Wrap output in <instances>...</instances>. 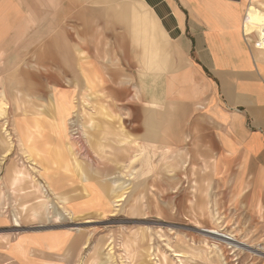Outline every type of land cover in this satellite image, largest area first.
I'll list each match as a JSON object with an SVG mask.
<instances>
[{
  "label": "rangeland",
  "instance_id": "1",
  "mask_svg": "<svg viewBox=\"0 0 264 264\" xmlns=\"http://www.w3.org/2000/svg\"><path fill=\"white\" fill-rule=\"evenodd\" d=\"M50 3L51 21L28 22L22 32H10L0 59V91L7 104L0 120V264H264V214L245 205L225 204L213 193L208 171L213 152L200 134L188 133L187 109L166 100L164 94L157 96L154 86L146 89L150 70L145 69L143 44L133 37L130 16L133 7L142 10L137 0ZM80 50L96 60L97 73L87 70L82 78L76 68ZM49 52L56 62L46 60ZM53 87L73 91L75 103L64 113L66 140L74 145L83 169L106 192L100 207L92 208L91 199L75 214L68 204L47 194V186L45 202L51 207L35 203L43 194L32 179L44 180L32 164L50 160L51 166H41L40 173L49 186L57 180L56 172L62 171L48 151L57 145L59 129L49 122L52 115L47 109L37 107L48 106ZM17 89L31 95L23 109L34 114L21 116L28 118L19 122L13 120L19 115L14 103ZM89 92L92 98L85 103ZM36 118L44 121L43 126L30 127L24 136L20 123ZM7 137L10 145L1 142ZM34 137H40L45 155L32 149ZM99 142L103 151L97 147ZM62 167L67 178L61 192L69 201L76 200L82 196L80 175L71 163ZM18 170L25 179L12 187L9 173ZM113 180L127 187L115 192L123 193L121 197L110 192L116 189ZM25 205L41 208L32 215L28 209L22 212ZM15 216H19L18 226ZM204 227L232 234L259 253L216 243L202 234ZM133 231L144 232L146 238L130 255L123 243ZM59 232L66 236L62 256L58 255ZM4 236L11 241V250H2Z\"/></svg>",
  "mask_w": 264,
  "mask_h": 264
},
{
  "label": "crops",
  "instance_id": "2",
  "mask_svg": "<svg viewBox=\"0 0 264 264\" xmlns=\"http://www.w3.org/2000/svg\"><path fill=\"white\" fill-rule=\"evenodd\" d=\"M50 2L0 0V59L10 32H22L28 22L44 24L51 21ZM137 3L142 10L132 8L133 37L144 46L147 66H153L146 73V89L152 90L154 86L157 96L158 93L164 94L166 100L187 109L188 133L192 130L200 134L213 152L208 170L213 193L219 194L225 204L233 202L235 208L245 205L256 214H264V0H137ZM123 5L125 8L126 3L123 2ZM78 53L76 68L82 78L87 70L97 73L96 60L83 55L84 50ZM45 57L56 62V56L51 52ZM3 97L4 91H0L3 104L0 120L7 108ZM26 100H31V95L17 89L14 103L19 115L13 120L19 122V118H28L21 116L34 115L24 111ZM156 100L153 102L157 103ZM47 101L48 106L37 107L44 112L47 109L46 113L52 115L62 130L64 113L70 111L75 103L73 91L53 87ZM35 112L40 114L39 111ZM39 122V127L43 126L44 121ZM20 125L24 129V136L28 135L30 127L37 128L35 121H22ZM2 130L6 132L4 127ZM17 130L20 135L19 128ZM9 138H2L1 142L10 145ZM33 145L32 149H35ZM40 145L44 146L43 143ZM66 145L65 157L72 158L70 160L75 165V171L80 175L82 196L69 201V197L63 195L66 193L61 192L66 185L67 172L58 157V147L52 145L48 149L52 153L51 159H58L54 160L59 161L62 171L56 172L58 181L53 179V185L49 186L40 173L43 172L41 166H51L50 160L41 159L43 165L40 166L32 164L34 171L44 180L42 183L28 174L37 190L43 194L35 203L41 207H51L45 202L49 196L45 195L43 188L47 186V194H53L68 204L74 214L78 213V206L89 203L91 199L92 208L100 207L106 201V192L83 169L72 142H66ZM23 146L26 151H32ZM162 154L165 160L164 149ZM9 175L12 187L25 179L24 172L20 170L11 171ZM121 183L118 181V184ZM116 191L121 190L111 188L110 192L114 194ZM38 206L36 213L41 208ZM131 233L146 238L144 232ZM65 238V234L60 232L56 237L60 256L65 247ZM3 241L5 246L2 250H11V241L5 236ZM35 252L41 253L39 250Z\"/></svg>",
  "mask_w": 264,
  "mask_h": 264
},
{
  "label": "bare ground",
  "instance_id": "3",
  "mask_svg": "<svg viewBox=\"0 0 264 264\" xmlns=\"http://www.w3.org/2000/svg\"><path fill=\"white\" fill-rule=\"evenodd\" d=\"M151 67H153V66H147V64H146V66H145V69H148V70H151ZM161 73H163V72H161ZM96 74V73H95ZM100 76V75H99ZM99 81V80H98ZM87 82V81H86ZM91 83V82H90ZM89 83V84H90ZM87 89H91V86H88V88ZM92 93L91 92H89V93H87V94H85V96H84V98H83V101L86 103V102H88V100H90L91 98H92ZM101 113H103V115H105V112L103 111V107H101ZM53 120V119H52ZM52 120H50L49 119V122L51 123V124H54V128H55V130H58L59 131V134L57 135V137L55 138V143L57 144L56 146L58 147V149H59V154H58V157L59 158H61L62 159V161L64 162V165H67V164H69V163H71V165L75 168V165H74V163H72V160H70V159H72L71 157H65V148L67 147V145H66V142H70L69 140L68 141H66V138H68L67 137V131H66V129H65V127H62V130H61V128L59 127V125L57 124V122H56V120H54V121H52ZM40 120H39V118H36L35 119V123H36V127L37 128H40L39 127V122ZM64 122V121H63ZM58 133V132H57ZM85 133V132H84ZM37 135V134H36ZM35 135V136H36ZM39 136V135H38ZM35 139H36V143L34 144V146L33 147H36L34 150H36V151H40L42 154H46V152H44V150H43V148L39 145L40 143H39V141H40V137H34ZM23 139H24V142L26 141L25 140V137L23 136ZM23 142V143H24ZM123 143V142H122ZM103 144H102V142H99V143H97V147H98V149L100 148H103ZM39 147H41L42 149H40ZM37 148H39V149H37ZM68 149H70V148H68ZM162 149H164V150H166V146L164 147L163 146V148ZM66 153H67V151H66ZM32 178V177H31ZM13 181H14V179H13ZM112 183H113V186L116 188V189H120V190H123V189H127V187L123 184V183H121V184H118V180H113L112 181ZM12 184V183H11ZM121 185V186H120ZM51 189H54V188H51ZM104 192V191H103ZM123 194V193H122ZM122 194L121 195H119L118 197H121L122 196ZM121 200V199H120ZM118 201H119V199H118ZM36 207V206H35ZM27 209H28V211H30L31 213H32V215H34V213H36V208H34V209H32L31 207H27L26 205L25 206H23L22 207V211L23 212H26L27 211ZM14 221H15V223H16V225L18 226L19 225V219H18V216H15L14 217ZM201 230V232H202V234L204 235V236H206V237H208V238H211V240L213 239V240H215L214 242H216V243H224V244H226V245H228L229 247H232V248H234V250H248L249 252H251V253H254V254H258L259 252L257 251V250H250V249H248V247H250L249 245H247L245 242H242V241H239V240H237L235 237H234V235H232V234H229V233H225V232H222V231H220V230H216V229H214V228H210V227H204V228H201L200 229ZM68 239V238H67ZM141 239H145L144 237H138L137 235H135L134 233L132 234V233H130V235H127V237L124 239V243H123V246H124V249L130 254V255H134V252L136 253V250H135V246H137V244H138V242H141ZM212 240V241H213ZM67 241V240H66ZM214 246L215 247H217V245L216 244H214ZM21 247V246H20Z\"/></svg>",
  "mask_w": 264,
  "mask_h": 264
}]
</instances>
